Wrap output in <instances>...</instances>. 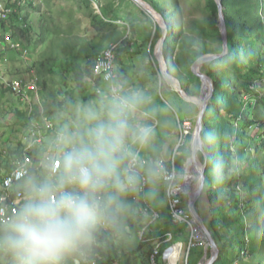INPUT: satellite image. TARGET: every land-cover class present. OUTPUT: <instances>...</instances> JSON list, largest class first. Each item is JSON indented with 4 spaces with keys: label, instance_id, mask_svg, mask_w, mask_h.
<instances>
[{
    "label": "rangeland",
    "instance_id": "374dc122",
    "mask_svg": "<svg viewBox=\"0 0 264 264\" xmlns=\"http://www.w3.org/2000/svg\"><path fill=\"white\" fill-rule=\"evenodd\" d=\"M28 1L32 9L28 12L24 10L22 14L28 16L29 47H32L34 41L36 42L39 38H42L43 42L33 49L31 60L25 62L19 60L16 54L8 52V61L5 62L8 63L9 69L15 72L14 76L22 75L26 68L32 69L34 72L37 71L38 78L41 80L39 100L42 103L43 111L53 120L58 130L70 136L82 131L87 126L86 109H99L100 99L108 95V83H97L86 77L85 71L89 67V62H92L94 56L103 48L120 45L121 50L126 53L119 59L116 58V64L123 65L124 61L126 64L124 69L116 66L119 82L125 89H141L147 97H150H148L149 104L145 106L144 112L141 114L142 118L151 126L158 123V118L150 117L151 114L147 115L150 113L148 108L152 110V104H158L165 108L171 114L164 113L167 118L168 116L173 117L177 132L176 144L172 155L166 160V164L173 162L177 179L184 183L186 192L183 193V201L187 206L190 191L197 182L201 168L191 162L193 158L192 134L199 113L198 100L189 99L184 94L198 98L203 90L204 82L202 83V80L192 72L193 63L206 55L222 52L218 7L215 1L213 0V5H210L207 0ZM245 1L221 0L226 35L231 31L241 47L249 39L253 40L254 36L256 38V32L264 30V0H258L257 10L249 15H244L243 12L242 4ZM88 11L96 16V24L101 28L103 26L102 29L95 30L93 28ZM109 20L113 22L110 23L113 25L112 27L108 28L100 23ZM156 26L158 30H155ZM261 40H263L262 45L255 43L253 47H248L247 52L243 55L249 60L247 65L249 68L255 67L254 62L257 57H260L264 62V35ZM43 59H47L45 66L49 65V68H44L39 72L38 62ZM35 62L37 66L34 65ZM77 64L83 73L82 76L75 75L72 71V67ZM200 70L210 78L212 85V92L207 99L209 108L205 117L206 125H203L202 122L204 145L203 151L199 153L200 162L203 163L204 157L208 156L206 147L208 137L212 138L215 144V152L211 155V163L208 161L205 167L203 189L198 194L194 206L205 229L215 240L211 229L213 228L212 222L214 223V229L218 230L220 238L219 244L217 241L216 243L224 251V256L231 260L237 258L240 260L239 262L234 261L232 264H264V175L261 173L264 166V146H262L264 136L261 129L258 133L255 130H240L236 125L237 117L230 119L228 115H224L219 109L221 102L217 98H215V102L212 100L215 77H218L223 90L220 97H226V91L229 88L240 89L244 85H249L251 80L245 79L243 73H239L229 61L224 63V60L220 59L202 64ZM140 73L145 74L141 76ZM252 81L250 86L264 98V80L253 79ZM97 88L103 93L98 94ZM152 96L153 100H151ZM241 99V95L237 96V103ZM18 101L16 95L6 92V90L0 91V148L2 146L16 148L21 144L19 142L21 135L28 127L24 116L32 109L36 110L37 108L35 101L24 105ZM217 101L218 104H216ZM167 102L171 107L167 105ZM212 103L213 106L210 108ZM228 109L231 111V108ZM243 115L246 121L264 119V107L254 104L244 110ZM183 121H187L190 125L186 134L181 128ZM204 127L208 131H205ZM237 135L241 136L242 149L238 150L231 146L228 151V148L220 150V144L223 147L230 146ZM45 140L49 141L50 137L45 135ZM232 147L234 151H230L233 150ZM137 148L138 146L132 145L130 151L137 152ZM230 156L234 158L239 156L248 161L249 165L247 168L238 166V169L235 164L236 160L227 164ZM3 171L0 165V173ZM219 174L228 180L229 176L233 174L235 181L226 183L217 190L226 195V192L234 194L235 189L238 196H244L246 204L248 203V206L246 204L243 206V221L241 220L240 229H237V222L231 214L229 215L230 221L229 218L223 216V213L233 211L227 202L222 209L224 211L219 210V212L215 211L209 202L206 187H214L215 183L209 184L208 182L211 180V176L218 178ZM47 175L46 178H49ZM147 176L149 177L147 187H157L162 181L160 180V171L155 165L149 167ZM188 177H192L190 182H187ZM262 179L261 191L263 192H259V181ZM30 181H35L34 175H30L27 180L22 181L20 186L27 189V184ZM163 185L166 188V184ZM148 190L147 188L144 195L145 201L154 209L157 206H162L166 210V204L158 201L157 196L151 199L156 205L154 206L148 196ZM128 193L120 197L126 206V211L116 217L112 226V230L115 229L119 232L116 231L114 234V230L108 237H100L101 242H105L102 244L105 248L99 249L100 259L105 258L108 261L109 255H112L110 257L115 258L116 264H149V256L156 246L154 237L158 234L152 233L157 224L150 221L149 214L145 216L137 208L132 211ZM258 194L259 197L256 198ZM25 199L26 197L22 200V206ZM165 210L159 212L160 216L166 213ZM98 225L95 232L96 239L100 232ZM184 226L183 236L186 243L174 246L170 252L178 247L179 253L181 252L178 264H188V257L196 258L195 256H197L198 260L202 259L199 256L202 253L201 250H195V246H198L199 249L207 248V257L203 258L201 263L204 264L209 257L210 248L209 246L205 247L209 242L206 237L199 236L200 241L206 243L205 246L195 244L188 247L191 243L190 232L186 224ZM124 228H128L130 231L126 232ZM235 233L243 237L245 241L248 238L249 242L247 247H243L245 253H240L242 256L238 255L234 259L233 255L237 251V246H234L233 252L230 243ZM117 236L120 242L116 240ZM171 236L170 243H177V240H181L182 234L174 233ZM140 244L143 245L138 248ZM225 247L227 249H224ZM190 248H192L191 253L186 258V253H189ZM73 257L74 255L72 259H66L63 264H72ZM85 258L87 257L85 256ZM219 261L220 259L216 263ZM2 262H5V258L4 254L0 253V264ZM100 264L104 263L100 262Z\"/></svg>",
    "mask_w": 264,
    "mask_h": 264
},
{
    "label": "clouds",
    "instance_id": "9594fccd",
    "mask_svg": "<svg viewBox=\"0 0 264 264\" xmlns=\"http://www.w3.org/2000/svg\"><path fill=\"white\" fill-rule=\"evenodd\" d=\"M148 103L140 89L112 87L99 109H86L82 131L59 134L57 144L68 147L50 159L53 174L30 181L23 206L0 226V253L11 264H63L93 242L98 224L112 227L126 211L120 197L138 181L139 158L130 147L145 148L154 135L141 115Z\"/></svg>",
    "mask_w": 264,
    "mask_h": 264
},
{
    "label": "built area",
    "instance_id": "2783aa9c",
    "mask_svg": "<svg viewBox=\"0 0 264 264\" xmlns=\"http://www.w3.org/2000/svg\"><path fill=\"white\" fill-rule=\"evenodd\" d=\"M28 4L30 7H28ZM32 9L28 0H0V90L18 95L22 101L28 104L33 100L38 101V76L32 69H25L22 75L14 76L9 71L7 54L11 52L18 56L19 60L30 59L28 16L22 12ZM26 33V35H25ZM115 45H110L99 51L93 58L91 70L92 80L108 83V93L112 87L121 85L117 78L116 62H115ZM14 58V56H13ZM97 93L100 94V89L97 88ZM103 93V92H101ZM31 126L33 130H27L22 137L24 144V152L21 157L9 159L10 169L0 173V226H4L12 217L19 211L22 206V200L26 197L27 190L20 186L22 181L27 180L33 169L47 170L48 177L53 173L49 171V161L51 158L59 157V153L68 145L60 146L57 144V137L60 131H56L55 125L48 119L33 120ZM182 131L186 134L190 125L187 121L181 124ZM45 135L50 137L49 141L45 140ZM37 146L38 152L28 154L30 148ZM178 146V145H177ZM6 146L0 148V158H6ZM139 158V164L135 168L138 181L135 189L129 191V198L133 202L134 208L142 214H149L150 221L158 218V213L151 208L145 201L144 194L149 182V177L144 171L145 167L155 165L160 171L162 182L166 184V195L168 200V211L172 223H184L189 229L191 243L188 247L195 244H206L200 241L197 234V227L194 219H192L189 210L183 207L181 197L186 192L184 183L176 177L174 164H166L167 161L162 159L152 160L145 155H141L139 150L136 152ZM1 162V159H0ZM59 166V165H57ZM242 203V202H241ZM137 205V206H136ZM100 227L110 234L115 230L112 227H106L104 223L99 224ZM171 232H166L164 236L157 241L153 252L149 256V264H178V259L181 257V252L177 253L173 259L170 257V250L181 243H170ZM97 244L96 241L92 242ZM167 245V246H166ZM244 253V248L240 250ZM188 255V253H186ZM85 256L92 257L93 252H79V256L73 259L74 264H81L85 261ZM187 258V256H186ZM114 257L108 259V263L115 262ZM180 262V261H179ZM91 264H100L91 258Z\"/></svg>",
    "mask_w": 264,
    "mask_h": 264
},
{
    "label": "trees",
    "instance_id": "16d2710c",
    "mask_svg": "<svg viewBox=\"0 0 264 264\" xmlns=\"http://www.w3.org/2000/svg\"><path fill=\"white\" fill-rule=\"evenodd\" d=\"M207 2L210 5L211 4L213 5V0H207ZM242 5L244 6V8H243L244 15H249V14L254 13V11L257 10V8L259 6L258 0H248V1L246 0L245 2H243ZM28 7H30L29 4H28ZM88 17L90 19V23L92 22V26L95 30H99V29L103 28V26H102V28L97 26L96 19H95L96 16H93L91 11L90 12L88 11ZM100 23L102 25L108 27V28L113 26L110 24V23H113L110 20L109 21H101ZM155 30H158L157 26H156ZM25 35H26V33H25ZM263 35H264V30L261 32H259V31L256 32V38H255V36L253 37L254 41L249 39V41H247L246 44L243 47H241V45L237 42L235 37L232 35L231 31H229L227 33V35H226L227 53L218 59H220L222 61L224 60V63L229 61V63H231L232 66L237 68V71L239 73H241V72L243 73V76L245 79H250L251 81H250L249 85H244L240 89L239 88L237 89L234 87L229 88V90L226 91L227 96L226 97H220L223 90L220 87L218 77H215L214 78L215 88H214V95H213L212 100H213V102H215L214 100H215V98H217L221 102V104L219 105V109L222 113H224V115H228V117L230 119H234L235 117H237L236 118V125L240 130L249 129L252 131L255 130L258 133L259 130L261 129L262 133H263L262 135L264 136V119H256V120L252 119L250 121H246V118L243 115L244 110L250 108L251 106H254V104L257 106L261 105V107H264V98L258 92H256L255 89L252 88V86H250V84H252V82H253L252 81L253 79H255L256 81H263L264 80V62L261 61L260 57H257L255 59V62H254L255 67L252 66V68H249V66H247L249 60L243 57V55L247 52L248 47H253L255 45V43L256 44L260 43V45L263 44V40H261V37ZM26 36L28 38H30L28 35H26ZM42 42H43L42 38H39L36 42L34 41L33 46L30 47V53H29L30 59L29 60H31V55H32L31 53H32L33 49H36ZM116 52H117V50L115 51V62H116V55H117ZM46 60L47 59H43L40 62H38L39 72L43 71L44 68L45 69L49 68V65L45 66ZM34 65L37 66L36 62L34 63ZM91 65H92V62H89V67L86 68V71H85V73H86L85 75H87L86 77H89V78L93 77ZM34 69H35V67H34ZM9 71L12 75L15 74V72H13L11 69H9ZM72 71L74 72L75 75H78V76L83 75V73H81V70H80L78 64L75 65V67L74 66L72 67ZM35 73L37 76H39L37 71H35ZM38 89H39L38 90V96H40L41 80L39 78H38ZM239 95H241L242 99L237 103L236 97ZM16 96L18 97V100H19L18 102L21 103L22 105L27 103L26 101L25 102L22 101L18 95H16ZM32 101H35V100L32 99ZM253 101H254V104L252 105ZM35 102H37L36 110L32 109L30 113H28V114H26V116H24L25 123L28 127L23 131V133H22L23 135H21V140L19 141V142H21V144L19 146H17L16 148H8L6 150V152H7L6 158H0L1 159L0 165L2 166L4 171H8L10 169L11 166H9L8 162H9V159L11 157L17 158V157H21V155L23 154L24 144L22 143V137L27 133L26 132L27 130H33L34 129V127L31 126V122L33 120H40V119L45 118V119L50 120L53 123V125H55L53 120L51 118H49V116L47 115V113L45 111H43L42 103H40V100L35 101ZM216 104H218V101ZM212 106H213V103L210 105V108ZM241 107H242V109H241ZM228 108H231V111ZM206 115H207V113H206ZM206 115L204 116V118L202 120L203 125L204 124L206 125V118H205ZM54 129L56 131L63 132L61 130H58L56 127ZM206 129L207 128L204 127V130L208 131V129L207 130ZM202 133H204V132L201 129V136H202ZM241 143H242L241 136L237 135L236 137H234V140L230 144V146L227 145V146L223 147V145L220 144V150H222L223 148L224 149L228 148L227 149V151H228L231 146H233L239 150V149H242ZM262 146H264V142H263ZM206 147H207L209 161L211 163V155H213L215 152V144L212 141V138L208 137V140L206 142ZM233 147H232L233 150H230V151H234ZM249 149H251V148H249ZM37 152H38V147L34 146V147L30 148L27 153L28 154H34L36 156ZM234 154H238V153H234ZM234 161H235L237 168H238V166H240L241 168H247V166L249 165L248 161L241 159L239 156H236L235 158L233 156H230L229 160L227 161V164H229L230 162H234ZM262 168H263V170L261 171V173H263V175H264V166ZM230 169H232V168H230ZM148 170H149V166L145 167L144 171L147 174H148ZM47 174H48L47 170H43V169H39V170L33 169L31 172V175L35 176L36 182L44 181L45 179H47L46 178ZM215 177L216 178H213L211 176V180H209V182H208L209 184L215 183V186L214 187L213 186L206 187L207 188L206 193H207V196H209V202H211L213 209L215 211H218V212H219V210L224 211L222 209H223V207H225V204L227 202V204L230 205L229 207H232L233 211L232 212H225V213H223V216H224V218H226V217L229 218V215L231 214L237 222V229H240V226L242 225V221H243V208H244L243 206H245L244 204H246V202H247L245 200L246 198L244 196H238V192L235 189H234V191H235L234 194H236L237 196H235L233 194V192H226V195H225V194H221L220 190H217L218 188H221L226 183L234 182L235 177L233 176V174H232V176H229V180L221 174L218 175V178H217V176H215ZM262 184H263V179L261 181H259V187H258L259 192H263V191H261ZM220 197H221V199H219ZM258 197H259V194L256 196V198H258ZM181 198L183 199V197H181ZM182 205L185 207L184 204H182ZM163 209L165 210V208H163ZM156 220H154L152 222H155ZM229 221H230V218H229ZM212 226H213V228H211V229H212L213 234H214L215 242L217 241V243H218L220 240V238L218 237V234H219L218 230H215L216 228L214 229L215 225L213 222H212ZM98 229L100 230L99 234L97 235V237L99 239L101 236L108 237L110 235V233L104 231L100 227V225H98ZM166 232H171L172 234L180 233V234H182L181 239H184L183 233L185 232V226L182 223H180V224L172 223L170 220V216L167 213L163 217V221L160 220L159 223H157V226L155 227L154 232L152 234H155V235L158 234L157 237L159 235L162 237V236H164V234ZM248 242H249L248 238L245 241V239L243 237H241L240 235H238L236 233L234 234V236L232 237L231 243H230V245L233 248V252H234V246L235 245L237 246V251L233 255L234 259L238 255L240 257L242 256L240 254V250H242L244 246L247 247ZM107 244H108V242H107ZM142 245L143 244H140V246H138V248L141 247ZM100 248H105V247L102 244L97 245V244L91 243L90 245H86V246L81 247L77 251L69 253L68 255H66L64 257V261H66V259L67 260L72 259L73 255H74L73 259L75 257L79 256L80 251L85 252V254L90 253L92 251L93 256L86 258L85 261L82 262L81 264H91V258H93L95 260V262H99V263L102 262V263L106 264V263H108L107 259H105V258L100 259V252H99ZM191 250H192V248H190L188 256L190 255ZM223 253H224V251H222V248H219L220 259H221V256ZM244 253H245V251H244ZM3 254H4L5 262H2V264H11V258L7 254H5V253H3ZM192 257L193 256L188 257L189 258L188 264H196V262L198 260L197 256H195L196 258H192ZM235 260L238 262L240 261L238 258ZM72 264H74L73 261H72ZM113 264H116V262H114ZM215 264H218V262Z\"/></svg>",
    "mask_w": 264,
    "mask_h": 264
},
{
    "label": "crops",
    "instance_id": "0c3cea01",
    "mask_svg": "<svg viewBox=\"0 0 264 264\" xmlns=\"http://www.w3.org/2000/svg\"><path fill=\"white\" fill-rule=\"evenodd\" d=\"M115 47H116L115 51L117 50V52H116V54H117L116 55V58L118 57L117 59H119L120 56H124L125 55L126 52H123L121 50V46L120 45H118V46L115 45ZM125 64L126 63L124 61L123 65H120L119 63H117L116 66L118 68H122L123 67V69H124ZM144 74L145 73H140L141 76H144ZM89 80L92 81L91 78H89ZM125 81H128V80L125 79ZM155 97L158 98L156 95H155ZM153 99H154V97L152 96L151 97V100H153ZM167 105L170 106V104L168 102H167ZM148 109H149V112L150 113H148L147 115H150L151 114L150 117H152V118H155L156 117V118L159 119V121H158L157 124L152 125L154 135H153V139H152L151 143L147 147H145V148L138 147L137 148V151L139 150L141 152V154L147 156L148 158H152V160L162 159V160L166 161L172 155V152L174 151L175 144H176V135H177V132H176V127H175V124H174V121H173V117L172 116H168V118H167L164 115V113L165 114H168V115H171V114L165 108L161 107L158 104H155V105L152 104V110L150 108H148ZM170 117H171V119H170ZM170 121H171V123L169 124ZM59 155H60V153H59ZM150 169L153 170L154 168H150ZM163 184H165V183L162 182V181H160V183L158 184L157 187H151L150 186V187H146V190H145V193H146L147 188L149 189L148 190V196L150 197V200L157 196L158 197V201L166 204V210H165L166 213L164 215L161 214V216H160V213L159 212L163 210L162 206H157L156 207V209L158 211L151 206V208L158 213V219L155 221L156 224L159 223L160 220L163 221V217L167 214V212L169 213V211H168V200H167V195H166V188H165V185H163ZM128 195H129V193H128ZM181 200H182V198H181ZM165 201H166V203H165ZM129 202L131 203V209H132V211L135 210V208L133 206V202L130 200V198H129ZM152 203L154 204V206H156L153 201H152ZM182 204H184V201L183 200H182ZM184 208H186L188 210V205L185 206ZM143 215L148 216V214H143ZM116 219H115V221H116ZM124 229L126 230V232H129L130 231L128 228H124ZM116 231L117 230H115V232ZM115 232H114V234H115ZM117 232H119V231H117ZM156 237H154V238H155V241L157 243V241L160 240L161 236H158L157 238ZM154 238H153V241H154ZM116 240H119L118 236L116 237ZM181 240H184V239H181ZM181 240H177V242L178 243H181L182 245H183V243L184 244L186 243V239L183 242ZM94 241L97 242V245L105 244V242H101V240L99 238L98 239L94 238L93 242ZM119 242H120V240H119ZM200 246H202V245H200ZM203 246H205V245L203 244ZM205 247H207V244H206ZM194 249L195 250L196 249L197 250H201L202 253L199 254V256H201V258H203V256L207 253V251H206L207 248H204V247H201V249H199L198 246L197 247L195 246ZM225 249H227V248H225ZM224 254L225 253L222 254L221 259L219 258L220 261L218 262V264H232L234 261H236V260L228 259L227 257L224 256ZM110 256H112V255H109V258H110ZM187 257H188V255H187ZM171 258L174 259L175 256H173V257L171 256ZM202 260L203 259L197 260L198 264H200V262H202Z\"/></svg>",
    "mask_w": 264,
    "mask_h": 264
},
{
    "label": "water",
    "instance_id": "95a60500",
    "mask_svg": "<svg viewBox=\"0 0 264 264\" xmlns=\"http://www.w3.org/2000/svg\"><path fill=\"white\" fill-rule=\"evenodd\" d=\"M214 1L218 7V26H219V30H220L221 37H222V52L218 53V54H214V55H206L202 58H199L193 63V66H192L193 74L198 76L201 80L206 79L209 82L210 89H209L208 96H210V94L212 92L211 80L206 74H204V73L200 74L199 72H197L196 69L198 66H201L202 64H204L206 62L218 59L221 56H223L225 53H227L226 28H225V22H224V15L222 12V4H221V0H214ZM167 76L170 77L169 75H167ZM170 78L172 79V77H170ZM178 88H179V86H178ZM179 90H181V89H179ZM184 95L187 96V98H189V99H192V100L196 99V98H194V97L192 98L191 96H188L186 94H184ZM206 100L203 99L202 101H200V100L197 101L198 105H199V113H198L197 120L195 123L194 131L192 134V139L194 140L196 147L198 149H200L201 151H203V145H204V142H203V139L201 136L202 120H203V118L206 115L207 110H208V104H207ZM208 161H209V157L205 156L204 161L202 163L200 173H199V177L197 178V182H196L194 188H192V190L190 191L189 203H188V210L190 212L192 219L197 221L200 228H203V229H205V226L202 223L201 218L195 209L194 203H195V200H196L198 194L203 189V183H204L203 174H204L205 167L207 166ZM204 232L206 233L207 240L209 242V243H207V246H209V248H210L209 257L204 262V264H215L216 261L219 260V258H220L218 245L206 229L204 230ZM205 255L203 256V258L206 257ZM201 263L202 262H200V264Z\"/></svg>",
    "mask_w": 264,
    "mask_h": 264
},
{
    "label": "bare ground",
    "instance_id": "6f19581e",
    "mask_svg": "<svg viewBox=\"0 0 264 264\" xmlns=\"http://www.w3.org/2000/svg\"><path fill=\"white\" fill-rule=\"evenodd\" d=\"M226 54V53H225ZM224 54V55H225ZM197 72H199L200 74H203V72L200 70V66H198L197 67ZM173 79V78H172ZM174 80V79H173ZM93 81H95V80H93ZM175 81V80H174ZM95 82H97V81H95ZM204 82V84H203V90H202V93H201V95H200V97H198V98H196V100H200V101H202L203 99L204 100H206V99H208V94H209V89H210V84H209V82L206 80V79H203L202 80V83ZM207 101V100H206ZM200 149H198L197 147H196V145H195V143H194V140H192V159H191V162H192V164L193 163H195V165L197 166V167H199V168H201L202 167V163L200 162V158H199V153H200ZM192 180V177H188V180H187V182H190ZM195 222V221H194ZM195 225H196V227H197V234H198V237L199 236H201V237H203V238H205L206 237V240H207V236H206V233L204 232V230L205 229H201V228H199L200 226H199V224H198V222L196 221L195 222ZM208 241V240H207ZM178 251H179V249H178V247H177V249H173L171 252H170V257L172 256H175L176 257V255H177V253H178Z\"/></svg>",
    "mask_w": 264,
    "mask_h": 264
}]
</instances>
